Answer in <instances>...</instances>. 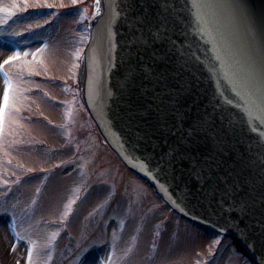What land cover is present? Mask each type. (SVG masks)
Instances as JSON below:
<instances>
[{
	"label": "rangeland",
	"instance_id": "obj_1",
	"mask_svg": "<svg viewBox=\"0 0 264 264\" xmlns=\"http://www.w3.org/2000/svg\"><path fill=\"white\" fill-rule=\"evenodd\" d=\"M39 2L53 7L0 0L15 13L0 12V64L42 49L0 69V105L4 73L13 104L0 132V264H251L170 211L103 143L78 87L95 0Z\"/></svg>",
	"mask_w": 264,
	"mask_h": 264
},
{
	"label": "water",
	"instance_id": "obj_2",
	"mask_svg": "<svg viewBox=\"0 0 264 264\" xmlns=\"http://www.w3.org/2000/svg\"><path fill=\"white\" fill-rule=\"evenodd\" d=\"M113 2L123 5L126 0H101L100 15L96 13L89 23V38L78 73L80 96L97 130L122 162L148 181L171 208L205 228L229 236L237 251L250 262L261 264L264 255V228L261 227L264 223V168L260 165L264 162V154L259 145L264 144V125L253 123L249 126L247 111L233 90L232 79L224 76L223 65L228 63L241 78H247L250 56L255 54L259 62L260 47L264 45V0H202L209 6L205 9L211 21L208 32L198 30L192 0H173L175 8L170 19L178 25L174 36L186 41L194 53L192 74L196 96L201 107L209 111H212L209 101H218L213 113L215 130L226 144L219 165L200 179L184 166H178L175 172L161 170L159 150L154 152L152 147L160 138L141 139L144 132L151 134L149 125L140 122L137 126L129 119L139 103V89L133 88L121 95L116 85L122 81L123 67L109 69L101 54L92 60L97 28L107 21L108 5ZM233 3L240 4L242 10L215 7ZM117 11L121 14L112 22V33L113 57L119 65L116 58L123 56L122 45L128 36V26L121 9ZM150 14L158 12L151 9ZM249 32L255 34L254 42ZM88 77L94 81L91 95ZM254 85L259 93H264V81L259 73ZM97 87L101 89L99 95ZM106 88L112 89L111 98L103 92ZM206 155L205 150L200 158ZM234 199L247 201L249 212L245 214L239 208L222 212L221 207L228 209ZM221 225H224L223 230Z\"/></svg>",
	"mask_w": 264,
	"mask_h": 264
},
{
	"label": "snow or ice",
	"instance_id": "obj_3",
	"mask_svg": "<svg viewBox=\"0 0 264 264\" xmlns=\"http://www.w3.org/2000/svg\"><path fill=\"white\" fill-rule=\"evenodd\" d=\"M75 2L76 0H73V3ZM95 4L97 15H100L101 0H95ZM34 7L51 9L53 5L40 3L37 0ZM207 7L209 6L202 3V0H192L191 8L197 14L198 30L203 32H208L211 26L205 11ZM215 7L232 11L242 10V6L237 3ZM174 8L173 0H159V3L156 0H126L123 5L110 3L107 21L97 28L92 60L95 61L96 56L101 54L107 61L109 69L123 67L122 81L116 85L121 95L130 92L133 88L139 89V103L131 112L129 119L137 123V126L140 122L149 125L151 134L144 132L141 139L151 141L153 137L160 138L159 142L152 147L154 152L159 150L158 164L161 170L171 169L175 172L178 166H184L200 179L206 177L215 166L219 165V160L226 151V144L220 133L215 130L216 118L213 113L216 111L218 101H209L212 107V111H209L207 107H201L196 96L192 74L194 53L190 51V45L186 41L174 36V30L178 26L175 20L170 19ZM117 9L123 12V19L128 26V36L122 45L123 56L116 58L119 59V65L115 63L113 57L115 45L112 33V22L121 14ZM151 9H156L158 14L151 15ZM23 10H27V0ZM0 12L7 17L15 14L8 8H0ZM37 27L40 26L37 25ZM249 36L254 42L255 34L249 32ZM41 51L42 49L37 48L31 53L13 52L3 60L0 69L14 61H20L22 56L31 55L35 59ZM79 59L80 56L77 54V60ZM76 66L79 67V65ZM223 68L224 76L232 79L235 84L233 90L247 111L249 126L253 123L264 125V93H259L254 85L257 73L264 81V45L260 47L259 62L255 54L250 56L246 67L247 78H241L228 63H225ZM4 76L3 103L0 105V132L9 109L13 107L12 82L7 78V73H4ZM93 85L92 77H88L90 95L93 92ZM100 92L101 89L97 87V95ZM103 92L108 98L113 95L111 88L103 89ZM227 102L230 104L231 100ZM259 147L264 154V144H260ZM205 150L207 155L201 159L200 154ZM260 166L264 168V162ZM100 183L105 185L104 194H107L110 190L106 182ZM184 199L187 203V198ZM237 208L247 214L250 205L247 201L234 199L233 203L228 205V209L221 207V211L227 213L228 210ZM261 227L264 228V223ZM223 229L224 225H221V230ZM215 243L219 244L220 241L217 240ZM261 264H264V255L261 256Z\"/></svg>",
	"mask_w": 264,
	"mask_h": 264
},
{
	"label": "bare ground",
	"instance_id": "obj_4",
	"mask_svg": "<svg viewBox=\"0 0 264 264\" xmlns=\"http://www.w3.org/2000/svg\"><path fill=\"white\" fill-rule=\"evenodd\" d=\"M83 263H84V264H91L92 261H91V259H86Z\"/></svg>",
	"mask_w": 264,
	"mask_h": 264
}]
</instances>
